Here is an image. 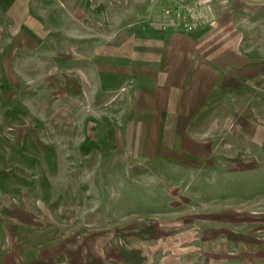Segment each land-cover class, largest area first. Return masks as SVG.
Instances as JSON below:
<instances>
[{
    "label": "rangeland",
    "instance_id": "rangeland-1",
    "mask_svg": "<svg viewBox=\"0 0 264 264\" xmlns=\"http://www.w3.org/2000/svg\"><path fill=\"white\" fill-rule=\"evenodd\" d=\"M0 264H264V0H0Z\"/></svg>",
    "mask_w": 264,
    "mask_h": 264
}]
</instances>
